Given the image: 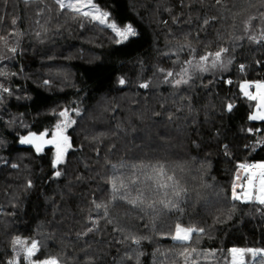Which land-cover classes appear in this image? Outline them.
I'll use <instances>...</instances> for the list:
<instances>
[{
  "label": "trees",
  "instance_id": "16d2710c",
  "mask_svg": "<svg viewBox=\"0 0 264 264\" xmlns=\"http://www.w3.org/2000/svg\"><path fill=\"white\" fill-rule=\"evenodd\" d=\"M95 2L137 35L118 43L55 0H0V85L11 91L0 90V264L17 237L40 242L34 259L61 264H231L233 248L264 249V206L231 198L239 164L264 163V121L249 119L256 102L240 90L264 81V41L252 39L264 35V0ZM221 47L223 67L185 63ZM183 67L190 78L176 86ZM64 109L76 121L72 147L54 167L53 149L19 142L51 133ZM113 166L142 187L163 169L159 180L181 197L153 192L143 210L113 200ZM177 223L204 232L181 244L171 238Z\"/></svg>",
  "mask_w": 264,
  "mask_h": 264
},
{
  "label": "snow or ice",
  "instance_id": "6c2138e0",
  "mask_svg": "<svg viewBox=\"0 0 264 264\" xmlns=\"http://www.w3.org/2000/svg\"><path fill=\"white\" fill-rule=\"evenodd\" d=\"M25 3H28L29 0H24ZM55 3L59 5L61 10L69 9L77 17H82L87 19L91 23L97 25H102L106 28L111 29L115 36L118 38L117 42L122 43L126 41L129 37L137 35L133 26L129 23L126 26H119L115 21L111 20V14L108 11L103 10L95 0H68L66 3L65 0H55ZM216 3H221V0H216ZM15 23V21H13ZM250 23V22H249ZM256 43H261L264 41V35L260 39L252 37ZM9 51L16 53V48H11ZM227 48H218L217 50L209 51L200 55L199 59L193 63L192 60H186L185 63L191 66L192 71H207L209 67L216 68L218 65L223 67L222 55L227 53ZM195 59V57H194ZM230 62V61H229ZM188 67H183L180 71L181 79L175 81L176 86L180 84H187L188 78H185L188 75ZM167 76L171 77L172 72H167ZM47 83V81H45ZM121 85L125 83L123 79L119 81ZM231 84V81H228ZM141 88H148L147 83L140 85ZM250 89H255V91H250ZM0 90L3 93L11 95L9 88L3 87L0 85ZM240 90L243 92L244 96L251 101H255V112L249 117V119L256 121H264V82H245L240 86ZM227 110H232V105H227ZM75 115H79V110H74ZM73 112H70L68 109H64L59 113L61 118L59 123H56L51 133L48 130L40 132H30L26 136L20 138L21 144L32 145L37 153H40L44 150L45 147H50L54 150V161L53 166L58 167L64 163L65 156L68 152V149L72 147L71 138L67 134V129L76 123L72 119ZM249 131H252L249 129ZM16 167V165H12ZM114 172L110 180L111 191L113 193V200H122L132 205L133 208H140L141 210L144 207L152 208L156 203L155 200H151L149 203L146 201L151 199V194L156 192L158 194L167 197L169 195L168 189L171 187V193L177 197H181L182 189H179L174 183L171 186L166 182H161L159 180L160 176H165L163 169H160L157 172L155 178L149 176L144 182L143 187L139 181L137 174L133 170H129V173L118 174L119 169L116 166H113ZM239 169L243 172V182L241 183V175L237 173L235 176V183L232 187L231 198L233 200L242 201L244 203H258L261 206H264V163L258 164H239ZM154 171H156L154 169ZM61 172L58 170L55 172L56 177H60ZM166 180H173L172 176H166ZM29 186H31L29 184ZM237 189H240L238 192ZM164 208H168L169 205L177 206L173 204V201L165 202L163 199L159 201ZM96 209L99 210L103 208L102 215L104 217L108 214V205L97 203L95 205ZM93 227L88 228V232L93 231ZM203 228L195 227H185L180 223L175 225L174 234L171 235V238L174 241L180 242L181 244H186L191 241L193 238V233H203ZM87 235V233H85ZM135 243H139V240L133 237ZM13 253L14 256L12 259L5 262V264H21V259L23 258L26 261V264H61L57 258H35L37 253L40 251V242L38 240H32L30 243L27 239H21L17 237L12 241ZM193 251H195L193 249ZM233 256L232 264H245L244 257L246 254L251 253L253 257L264 255V249H243V248H233L231 249ZM181 256H188L187 250L180 253ZM187 264V261H186ZM192 264H195V259L193 258Z\"/></svg>",
  "mask_w": 264,
  "mask_h": 264
},
{
  "label": "rangeland",
  "instance_id": "374dc122",
  "mask_svg": "<svg viewBox=\"0 0 264 264\" xmlns=\"http://www.w3.org/2000/svg\"><path fill=\"white\" fill-rule=\"evenodd\" d=\"M65 2L67 3L68 2V0H65ZM130 38V37H129ZM245 82H250V81H245ZM245 82H243L242 84H244ZM256 82H264V81H256ZM251 83V82H250ZM241 84V85H242ZM250 91H255V89H250ZM243 93V92H242ZM243 96H244V94H243ZM255 112V111H254ZM253 112V113H254ZM252 115V114H251ZM72 119H73V115H72ZM60 120H61V118L58 116L57 117V123H59L60 122ZM256 121H258V120H256ZM68 130V129H67ZM71 148H69L68 149V151L70 150ZM237 173H239L240 175H241V183L243 182V172L239 169V171L237 172ZM235 183H237L236 182V180H235ZM237 191L239 192L240 191V189H237ZM232 264V263H231Z\"/></svg>",
  "mask_w": 264,
  "mask_h": 264
},
{
  "label": "water",
  "instance_id": "95a60500",
  "mask_svg": "<svg viewBox=\"0 0 264 264\" xmlns=\"http://www.w3.org/2000/svg\"><path fill=\"white\" fill-rule=\"evenodd\" d=\"M19 146L22 147V148H27V147L32 146V145L21 144V143L19 142ZM32 147H33V146H32ZM49 148H50V147H45L44 149H49Z\"/></svg>",
  "mask_w": 264,
  "mask_h": 264
}]
</instances>
